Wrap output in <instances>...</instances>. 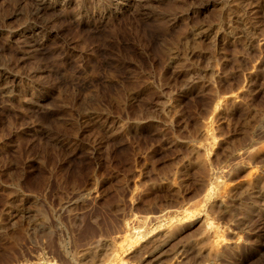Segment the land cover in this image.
I'll return each instance as SVG.
<instances>
[{"label":"rangeland","instance_id":"374dc122","mask_svg":"<svg viewBox=\"0 0 264 264\" xmlns=\"http://www.w3.org/2000/svg\"><path fill=\"white\" fill-rule=\"evenodd\" d=\"M0 264H264V0H0Z\"/></svg>","mask_w":264,"mask_h":264},{"label":"bare ground","instance_id":"6f19581e","mask_svg":"<svg viewBox=\"0 0 264 264\" xmlns=\"http://www.w3.org/2000/svg\"><path fill=\"white\" fill-rule=\"evenodd\" d=\"M145 1H149V2H151V1H154V0H145ZM150 6V5H149ZM146 13V12H145ZM111 223V222H110ZM114 225V224H113ZM93 229V228H92ZM93 231V230H92Z\"/></svg>","mask_w":264,"mask_h":264}]
</instances>
